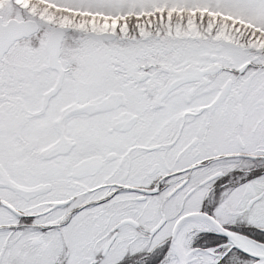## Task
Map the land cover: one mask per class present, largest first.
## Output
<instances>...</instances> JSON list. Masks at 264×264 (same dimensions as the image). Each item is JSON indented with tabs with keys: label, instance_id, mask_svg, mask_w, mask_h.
<instances>
[{
	"label": "snow or ice",
	"instance_id": "obj_1",
	"mask_svg": "<svg viewBox=\"0 0 264 264\" xmlns=\"http://www.w3.org/2000/svg\"><path fill=\"white\" fill-rule=\"evenodd\" d=\"M0 264H264V0H0Z\"/></svg>",
	"mask_w": 264,
	"mask_h": 264
}]
</instances>
